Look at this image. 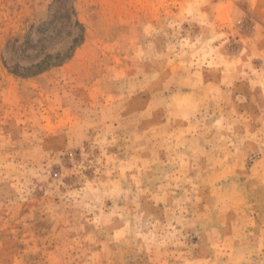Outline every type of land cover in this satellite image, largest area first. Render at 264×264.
<instances>
[{
    "label": "rangeland",
    "instance_id": "1",
    "mask_svg": "<svg viewBox=\"0 0 264 264\" xmlns=\"http://www.w3.org/2000/svg\"><path fill=\"white\" fill-rule=\"evenodd\" d=\"M52 3L0 0V264H264V0H73L14 75Z\"/></svg>",
    "mask_w": 264,
    "mask_h": 264
},
{
    "label": "trees",
    "instance_id": "2",
    "mask_svg": "<svg viewBox=\"0 0 264 264\" xmlns=\"http://www.w3.org/2000/svg\"><path fill=\"white\" fill-rule=\"evenodd\" d=\"M72 1L73 0H53L52 4L57 7L55 13L58 14L57 17L56 15L54 17L58 19L59 24H50V22L44 23L41 25L43 26L41 31L37 29L40 34L46 35L44 38L47 39V37L52 38L53 32L60 31V27L62 28L66 25L73 26V29H77V31L73 34L74 36L71 37L70 44L63 49H58L54 54H45L42 59L31 63L27 67L15 65L12 69L14 75L20 77H33L46 71L50 67L60 65L72 55V52L82 40L83 35L81 24L76 18L73 19V17H75V10ZM41 39L43 38H40L39 41Z\"/></svg>",
    "mask_w": 264,
    "mask_h": 264
}]
</instances>
